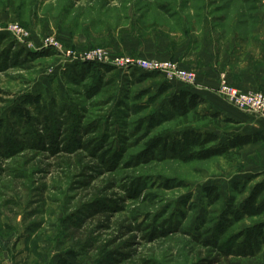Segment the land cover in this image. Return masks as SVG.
Returning <instances> with one entry per match:
<instances>
[{
  "label": "rangeland",
  "instance_id": "1",
  "mask_svg": "<svg viewBox=\"0 0 264 264\" xmlns=\"http://www.w3.org/2000/svg\"><path fill=\"white\" fill-rule=\"evenodd\" d=\"M204 22L216 39V30L248 34L264 26V0H0V264H264V242L250 247L241 236L264 216L236 222L226 210L233 184L238 211L264 181V141L232 161L183 164L146 151L152 138L182 131L168 106L173 90L157 91L165 82L196 85V69L175 54ZM99 49L108 60L171 62L195 79L105 66L93 88L89 73L70 66L64 72L75 74L60 80L67 58L84 63ZM221 74L234 89L264 94ZM219 77L215 91L235 109ZM247 128L195 129L223 141L252 134ZM211 186L221 198L209 206Z\"/></svg>",
  "mask_w": 264,
  "mask_h": 264
},
{
  "label": "trees",
  "instance_id": "2",
  "mask_svg": "<svg viewBox=\"0 0 264 264\" xmlns=\"http://www.w3.org/2000/svg\"><path fill=\"white\" fill-rule=\"evenodd\" d=\"M97 63H83L82 68L89 73H94V68L98 67ZM105 67V66H104ZM156 74V73H153ZM159 75V74H158ZM169 83H162L159 86L157 94L163 95L172 89ZM141 97H137L139 100ZM24 104L38 106L37 98L27 97ZM168 106L171 114L175 115L178 121L177 127L182 131L178 136H157L148 142L147 152H153L155 149L158 155L170 153L176 160L183 164L192 162H204L213 158H223L228 161L238 159L241 151L248 145H255L264 141V133L254 132L252 134H235L227 135L222 141L220 136L213 131L198 130L195 128H214L220 130L221 124L225 126L236 125L238 122L227 117L224 113L205 106V101L200 96L186 90H179L173 93L168 100ZM19 116L28 118V112L25 110L18 111ZM230 190L233 194L237 186L233 184ZM264 193V181L256 184L251 193L242 202L241 209L234 211L236 199L228 198L227 212L236 222L246 218H260L264 216V202L259 203L260 196ZM204 198L209 206H212L220 200L217 187L211 186L204 189ZM264 225H254L245 229L241 236L245 238L247 246H259L264 242ZM260 240V241H259Z\"/></svg>",
  "mask_w": 264,
  "mask_h": 264
},
{
  "label": "crops",
  "instance_id": "3",
  "mask_svg": "<svg viewBox=\"0 0 264 264\" xmlns=\"http://www.w3.org/2000/svg\"><path fill=\"white\" fill-rule=\"evenodd\" d=\"M203 27V31L199 35L194 37L185 36L184 41L186 43L184 47L179 53L175 54V57L179 58L181 62L196 69L197 83L195 86L189 87L175 83L172 85V93H176L181 89L194 93L203 98L206 107L220 111L227 117L243 123V125L248 126L247 130H251L253 133L258 131L264 133L262 119L234 109L215 91L219 74L225 72L228 75L229 82L235 87L247 91L261 89L264 92V26L254 27L252 32L245 35L235 32V34H232L234 36L229 35L228 38L225 37L224 33L216 30L217 39L213 37L215 34L212 35L215 27L213 28L212 25L206 22H204ZM218 32H221V35ZM218 35H220V38H218ZM65 63L69 64L68 67L65 64H60L58 67L63 71L60 78L62 82L70 80V76L75 72L79 74L83 66L82 61L77 58H67ZM70 66H76V71L70 72L68 70L64 72ZM108 69L99 65L93 69L94 73L90 70V82L86 85L95 88L97 81L102 79L103 71L106 72ZM122 72L125 71H113V73L107 75L108 81H111L114 77L121 78ZM119 82L118 79L117 83Z\"/></svg>",
  "mask_w": 264,
  "mask_h": 264
},
{
  "label": "built area",
  "instance_id": "4",
  "mask_svg": "<svg viewBox=\"0 0 264 264\" xmlns=\"http://www.w3.org/2000/svg\"><path fill=\"white\" fill-rule=\"evenodd\" d=\"M9 31L15 35V38L20 42H24L27 38L24 37L26 33L18 31L16 28L10 27ZM17 33H20L17 34ZM53 42H46V49H52ZM31 49V44L28 45ZM84 63H97L103 64L104 66H111L123 70H140L146 73H156L165 78L168 82L179 81L184 84H191L195 79L193 73L187 72L185 70L176 67V64L171 62H160L156 64L147 63L144 61H130L124 60L122 58H114L108 60L105 58V52L102 50H92L88 52L85 56ZM135 62V63H134ZM130 64V65H129ZM154 65V66H153ZM221 79V89L220 92L228 97V101L235 107L238 111H244L248 114H254L260 119L264 120V94L261 92H242L237 89L230 87L225 77L221 74L219 75Z\"/></svg>",
  "mask_w": 264,
  "mask_h": 264
}]
</instances>
